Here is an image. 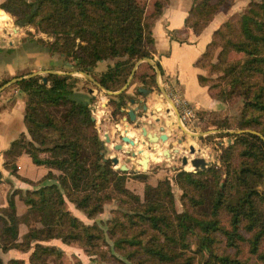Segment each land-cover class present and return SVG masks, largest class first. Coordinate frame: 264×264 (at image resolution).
<instances>
[{
  "label": "trees",
  "instance_id": "16d2710c",
  "mask_svg": "<svg viewBox=\"0 0 264 264\" xmlns=\"http://www.w3.org/2000/svg\"><path fill=\"white\" fill-rule=\"evenodd\" d=\"M149 1L5 0L0 7L8 10L14 4L17 19L34 22L52 36V40L40 37L33 41L51 53L71 57L80 70L88 71L97 60L117 57L97 77L101 85L111 88L125 82L137 59L153 56L151 25L167 0H152L150 13L146 9ZM230 1L196 0L185 25L199 33ZM218 45L222 47L219 63L223 66L218 69L222 74L216 79L199 74V82L208 85L215 98L228 100L241 95L239 126L257 127L264 135V0L250 1L237 19L228 16L213 31L196 64L204 66V59H211ZM231 50L242 53V57L228 60ZM15 83L26 94L23 120L29 138L19 133L3 152L15 165L13 172L16 157L22 152L33 163L48 168L41 179L27 181L39 184L53 176L60 185L26 190L21 198L28 209L22 214L16 211L14 192L8 194L7 204L0 206L1 250L14 247L30 251V264H49L41 257L57 248L42 241L61 238L80 243L92 253L97 238L109 237L111 253L118 252L136 264H264V138L249 131L233 133V141L223 147L219 157L225 170L222 181L221 170L213 165L177 172L183 203L178 214L167 184L147 185L142 201L124 187L119 170L111 167L109 158L104 159L87 100L72 88L68 74H32ZM120 94L117 96L121 98ZM59 103L66 104V109L57 116L53 107ZM123 103L122 98L115 101L112 113L119 115ZM47 131H55L56 136L48 137ZM111 181L134 205L131 212L117 211L106 231L99 224L84 223L65 207L66 196L93 216L108 197L101 191ZM166 204L169 211L163 210ZM30 216L37 218L36 224L30 223ZM22 221L28 229L19 238ZM173 224L177 235L169 232ZM189 234L194 236L195 249H191ZM244 245L246 255L242 254ZM7 264L24 262L10 258Z\"/></svg>",
  "mask_w": 264,
  "mask_h": 264
},
{
  "label": "rangeland",
  "instance_id": "374dc122",
  "mask_svg": "<svg viewBox=\"0 0 264 264\" xmlns=\"http://www.w3.org/2000/svg\"><path fill=\"white\" fill-rule=\"evenodd\" d=\"M4 1L5 0H0V2H4ZM250 1H260V0H231L223 10L228 11L229 12L228 16H231V18L234 20L237 19V17H239L240 14L248 8ZM151 2L152 0L148 2L147 11L149 13L153 10V6ZM8 7H9L8 10L0 7V17L3 15L6 18V20L4 21L0 19V25H1L0 26V59L9 58L11 53H9L6 50V48L9 49L11 48L9 47V44L11 45L17 44L19 48H22L23 45L33 46V44H31L33 40L34 39L36 40L37 38L40 37L45 40L48 39L52 40V36L51 35L49 36L45 32L38 29L34 22L29 23L17 19L16 7L14 4L11 3V5ZM179 34L180 36H182V33ZM44 49L48 50V48L46 47H44ZM221 49L222 47L220 45L216 46L212 51L211 59L209 58L204 59L206 62L204 64V67H206L207 72L203 76L213 77L214 79H216L215 77L222 74V71L218 70L221 66H223V62L219 63V58H220L219 53ZM58 54H60V56L64 60L71 61L72 66L71 65H67V67L65 66L64 70L67 71L62 73L69 75V81L72 83V88L74 90H78L80 91V93L83 92L81 93L82 98L87 100L91 115L94 117L93 118L94 129L100 138L101 151L103 153L104 159L109 158L110 161L109 163L111 167L115 171L119 170L118 172L123 176L124 187L130 190L132 193L137 194L140 197V201H142L145 196V188L147 185L155 186L158 184H162V185L167 184L172 193V206L178 214H181L183 211V203L181 199L182 188L180 187V185L177 183L176 180L177 172H179L180 170H195L196 168H200V167H194L189 162L186 164H180L179 162L180 157H178V160L176 162L173 161V159L157 160L155 157H153L154 160L151 161V164L148 165L147 169L128 168L126 170L125 169L122 170L119 167L120 164L126 165V163H129V158L124 154V151L122 149H114L112 146V143L114 142L123 143V141L120 140V134L125 133L124 129H127V134L130 137L139 140L140 141L139 146H141L142 148L144 146L146 150L145 152H149V149L146 148V145H143L141 143L142 136L137 133L136 131L137 128L135 126H137V124L139 126L144 124L150 132L157 133L159 131L157 125L153 121H148L147 119L144 118L142 119L136 118L133 121H128V120L125 121L123 118V116H127L126 109L129 108H133L137 114H142L141 105L145 104L147 107H149L151 103L150 101L155 98V96L153 95L149 97L148 95L144 96L140 92H138L136 90V86L138 84L152 91L158 90L157 83L164 88H168V89L173 88L172 83L169 82V80L167 82H165L164 79L159 81V79L156 77L161 69L159 68L158 63L155 62L156 59L154 57V54L152 57H143L137 59L134 63V66L132 67L131 73L129 74L125 82L116 83L112 85L111 88H106L103 85H101L97 77L101 71L105 70L110 64H113L114 61L117 59V57L97 60L95 64L88 69V71H85L78 69L74 65V61L71 57L67 56L64 53H58ZM241 57H242V53L232 50L227 52L228 60L237 59ZM105 62H107L106 65ZM215 63L217 68L214 67ZM32 74H41V73H32ZM141 80L142 82L140 83ZM0 81H3L0 84V91L7 86H9L8 88H10L6 91L4 98L7 99V96H9L8 99H12L15 93V89L20 87L16 83L15 85H12L11 83H9L8 85H6V83L4 84L5 82L4 78L0 79ZM11 86L14 87L12 88ZM224 86L225 88H229V85H224ZM3 93L4 92H2V94ZM119 93H122L120 95L122 96L121 98L124 100L123 110L119 115H115V113H112V107L114 106L115 101L121 99L120 96H117V94ZM166 93L168 96H170L168 91ZM130 97L136 98L137 102H134V104L131 103L129 101ZM220 100L226 103L227 105H229V111L231 110L230 116L218 115L215 111L201 110L199 111L198 118L195 119L194 121L189 122V124L185 125L184 127L187 130L186 131L187 133L192 131L195 132V135L198 136L196 139L194 137V140L191 141V144H194L197 150H199L196 155L205 158L206 160L205 166L213 165L214 167H217L219 170H221L220 181H222L225 177V172H224L225 170L222 162H220L219 157L223 151V147L227 146L233 141L234 139L233 133L249 131L258 134L262 138H264V135L260 132L259 128L257 127L253 128V127L239 126L238 122L240 120V112L243 103V97L241 95H235L228 100H222V99ZM53 109L57 114V116H59L66 109V104L59 103V105L53 107ZM214 128H216L217 130L214 131L213 130ZM224 128L227 129L224 130ZM26 134H27V138H29L28 133ZM46 134L48 137L56 136L55 131H50V132L47 131ZM105 134H108L110 136V143L104 142ZM182 136L184 137V134H182ZM129 146H130L129 144H126L123 146V148ZM160 146L167 147L168 145H166V143H162V144L160 143ZM151 154L152 156H155V153L154 154L151 153ZM109 156L111 157L117 156L119 162L114 163L113 161L110 160L111 157ZM135 156L138 157L139 154L137 153ZM158 156L160 157V155ZM1 162H3L2 166L5 169L9 170L10 173L15 175V172H13V170L15 169L14 168L15 165L14 163H11V160L9 161L8 157L5 154H3ZM5 162H7L6 165ZM41 168L44 167L41 166ZM52 170L55 174H59L60 172L57 169H52ZM1 176H2V172L0 171V182H1ZM29 183L33 184L32 182ZM51 183L60 185L57 178L50 176L44 178L43 182L39 183L37 187ZM261 185L264 188V173H263V182ZM34 188L23 189L17 187L16 188L10 187V189L6 193L5 205L7 204L8 194L14 192V199L15 198L22 199L21 197L24 196V192L26 190H32ZM104 192H107L110 196L108 195L107 198H104V200L101 203V210L93 214V216H89L85 211L76 207L75 203L69 200L66 196H65V207L72 214L76 215L80 220H82L84 223L99 224L101 227L105 228L104 230L106 231V228L112 221L114 215L118 213L117 211L131 212L132 210L130 208L131 206L134 205V203L127 202L125 200L127 196L121 193L120 190L118 191L116 189L113 181H111L109 185L103 191H101V193ZM5 205H1V206H5ZM25 205H26V209H25L26 211L28 209V205L26 203ZM169 209H170L169 204L164 205L163 207L164 211H169ZM25 211H23L22 213H25ZM36 219L37 218L30 216L29 221L32 224L33 223L36 224L37 223ZM27 229H28V224L26 222L22 221L19 223V238H21V235L25 231H27ZM169 232L172 233L173 235H177L178 234L177 226L175 224L171 225L169 228ZM188 239L192 243L191 249H195L196 244L194 242V236L192 234H189ZM96 240H97V244L93 248L95 252L92 253L88 252L86 250V247L84 245H81L80 243L77 242L67 243L61 240V238H51L49 240L42 241V244L44 245H54L57 248V250L43 254L41 257V261L49 264H72L75 261H81L83 264H136L135 262L128 260L118 252L111 253L110 251L111 244H109L110 241L109 237L107 238L99 237ZM60 244H62L63 247ZM242 248H243L242 254L246 255L247 252L246 246L244 245ZM14 249L19 250L18 248H14ZM27 252L29 255L30 251ZM28 257L24 259L22 258L19 259L23 260L24 264H30ZM9 259L10 258L2 259L3 264H7ZM197 259L198 260L200 259V255H198Z\"/></svg>",
  "mask_w": 264,
  "mask_h": 264
},
{
  "label": "crops",
  "instance_id": "0c3cea01",
  "mask_svg": "<svg viewBox=\"0 0 264 264\" xmlns=\"http://www.w3.org/2000/svg\"><path fill=\"white\" fill-rule=\"evenodd\" d=\"M195 1L196 0H167L160 14L153 20L151 25L155 48L153 54L156 59L155 62H158L161 66V71L158 72L156 77L159 81L164 79L165 82H167L169 80V82L172 83V89L193 105L197 115H199V111L207 110L215 111L218 115L230 116L231 110L229 111V105L213 97L208 85L199 82V74L205 75L207 69L204 66L196 64L198 57L205 50L207 43L211 40L213 31L228 17L229 12L224 10L217 11L199 33H194L189 26L185 25V18ZM146 9H148V5ZM179 33H182V36H180ZM31 44H33V46L23 45L22 48H19L17 44H9V47L12 49L6 48V50L11 53L9 58L0 59V79H5L4 84L6 83V85H8L11 83L15 85L17 79L26 77L32 73L45 74L47 72H66L67 70H64L65 66L71 65V61L64 60L60 54L51 53L34 41ZM106 63L107 62H105V65ZM141 82L142 80L140 83ZM157 85V91L149 90L139 84L136 86V88H141V91L138 92L142 95H148L149 97L152 95L155 96V98L150 101V106L147 107L146 112H143V110L142 114H137L135 112L137 118L153 121L157 125V128L163 126L164 132L169 135L170 140L173 138L174 143L178 137L183 138L186 143H190L194 140V137L196 139L198 136L195 135V132H186L185 125L182 126L179 122L178 111L173 105L172 98L166 93L169 89L162 87L158 83ZM8 87L9 86L4 87V89L0 91V171L2 172L0 182V206L5 205L6 193L10 187L23 189L37 187L38 184H31L27 179L33 181L41 179L48 170L44 165L33 163L29 155L25 152L20 153L16 157L15 175L2 166L3 151L19 133H27V128L23 120L26 94L21 88H17L15 89L13 98L8 99L9 96H7V100L4 98V95L6 91L10 89ZM11 87L13 88L14 86ZM2 92L4 93L2 94ZM134 99V102H137V99ZM134 102L131 103L134 104ZM158 108H160V110H156ZM168 108L170 109L169 112H167ZM139 115H141V117H139ZM157 117L160 118L159 122L154 121ZM124 120L132 121L128 118ZM177 125L180 127V130L176 128ZM225 129L227 128H224V130ZM138 130L139 128L136 129L139 134ZM213 130L216 131L217 129L214 128ZM182 134H184V137ZM122 144L124 146L127 143L123 141ZM143 150L146 151L144 146ZM138 157H140V155ZM133 161L136 162L135 158ZM148 164H151V161ZM126 165L129 168H133L134 166L136 168L135 163L132 162L126 163ZM41 166L44 168H41ZM15 204L18 214L25 211L26 205L22 199L15 198ZM0 257H2V259L12 257L24 259L28 257V252L9 248L4 252L0 250Z\"/></svg>",
  "mask_w": 264,
  "mask_h": 264
},
{
  "label": "flooded vegetation",
  "instance_id": "af4514ba",
  "mask_svg": "<svg viewBox=\"0 0 264 264\" xmlns=\"http://www.w3.org/2000/svg\"><path fill=\"white\" fill-rule=\"evenodd\" d=\"M136 90L137 91H141V88L137 87ZM129 99L131 100V97ZM141 108H142L143 112L147 111V109L143 108V105L141 106ZM126 114H127L126 118H128L130 120L129 114H128V109L126 110ZM139 117H141V115H139ZM136 118H137V114H136ZM140 126H142V125H140ZM138 128H139V126H138ZM176 128L178 130H180V127L178 125H177ZM140 130L141 129L139 128L138 132ZM159 134H160V131L158 133H156V135H155L157 137V142H155V147L151 146V148L149 149V152L147 154V157H148L147 166L145 168L142 166V164L140 162V159H142L144 157L145 151L137 152V149L141 148V146L138 145V146L134 147L135 148V155L137 153L140 155V157H138V158H136L135 155H132L130 153H124L129 158V162L135 163L136 168L147 169L148 165H149L148 163L150 161L154 160L153 157H155L157 160L158 159H168V160L173 159V161H175V162L178 160V157H180L179 158V162H180V164H183L182 163V159L184 157L190 160L192 157L198 156V155H196L198 150H197V148L195 147L194 144H191V142L190 143H186L183 138L178 137V139L176 138L175 143H174L173 142V138H171V140H170L169 139V135L167 133H166V139L165 140H162L159 137ZM104 138H105V136H104ZM145 139L147 140L149 138H147V136H146ZM120 140H121V134H120ZM104 142L105 143H110V137H109V141L105 140ZM159 142L161 144L162 143H166V145H168V146L167 147L166 146L162 147V146H160ZM114 143H112V146L114 145ZM156 144L159 145V146H157ZM113 148H114V146H113ZM114 149H116V148H114ZM119 149L124 150L123 148H119ZM151 153H153V154L155 153V156H152ZM158 155H160V157ZM109 157H111V156H109ZM134 158H135L136 162L133 161ZM110 160L112 161V159H110ZM128 168L129 167L126 165V169H128ZM133 168H135V166Z\"/></svg>",
  "mask_w": 264,
  "mask_h": 264
},
{
  "label": "water",
  "instance_id": "95a60500",
  "mask_svg": "<svg viewBox=\"0 0 264 264\" xmlns=\"http://www.w3.org/2000/svg\"><path fill=\"white\" fill-rule=\"evenodd\" d=\"M43 80L45 81L46 80V77L44 76L43 77ZM135 101V99L134 98H131V100H130V102H134ZM143 108H145V109H147V106L144 104L143 105ZM156 110H160V108H158V109H156ZM170 111V109L168 108L167 109V112H169ZM128 114H129V118H130V120H135L136 119V113H135V110L133 109V108H129L128 109ZM93 117V116H92ZM94 118V117H93ZM123 118L124 119H126V116H123ZM160 121V118L159 117H157L156 119H155V122H159ZM138 124H137V128H138ZM139 128L141 129L140 131H139V134L142 136V139H141V143L143 144V145H146V148H148V149H150L151 148V146L152 147H155V142H157V137L155 136L156 135V133L155 132H150L147 128H146V126L145 125H142V126H139ZM158 129H159V131H160V134H159V137L162 139V140H165L166 139V132H164L163 131V129H164V127L163 126H159L158 127ZM125 131V133H123V134H121V140L122 141H124L125 143H127V144H129L130 146L129 147H125V148H123V144L122 143H120V142H115L114 143V148H116V149H119V148H123L124 150V153H130V154H132V155H135V146H138L139 144H140V141L139 140H137V139H135V138H132V137H130L128 134H127V129H124ZM192 133V132H191ZM105 136V139L104 140H106V141H109V135L108 134H105L104 135ZM147 136V138H149V139H145V137ZM142 151H144L143 150V148L141 147V148H139V149H137V152H142ZM147 154H148V152H145L144 153V157L142 158V159H140V162H141V164H142V166L145 168L146 166H147V159H148V157H147ZM111 159H112V161L114 162V163H118V157L117 156H112L111 157ZM190 161V163L194 166V167H203V166H205V164H206V160H205V158L204 157H202V156H194V157H192L190 160L189 159H187V158H183L182 159V163L183 164H186V163H188ZM121 169H126V166L124 165V164H120V166H119Z\"/></svg>",
  "mask_w": 264,
  "mask_h": 264
},
{
  "label": "built area",
  "instance_id": "2783aa9c",
  "mask_svg": "<svg viewBox=\"0 0 264 264\" xmlns=\"http://www.w3.org/2000/svg\"><path fill=\"white\" fill-rule=\"evenodd\" d=\"M168 92L170 97L172 98L173 105L178 110V119L182 125H188L189 122L194 121L195 119L198 118V115L193 105H191L187 100L181 97L173 89H169Z\"/></svg>",
  "mask_w": 264,
  "mask_h": 264
},
{
  "label": "bare ground",
  "instance_id": "6f19581e",
  "mask_svg": "<svg viewBox=\"0 0 264 264\" xmlns=\"http://www.w3.org/2000/svg\"><path fill=\"white\" fill-rule=\"evenodd\" d=\"M0 19L2 20V21H4L5 19L3 18V15L0 17ZM1 26V25H0ZM143 155V154H142Z\"/></svg>",
  "mask_w": 264,
  "mask_h": 264
}]
</instances>
